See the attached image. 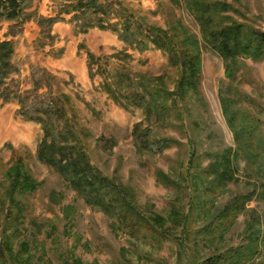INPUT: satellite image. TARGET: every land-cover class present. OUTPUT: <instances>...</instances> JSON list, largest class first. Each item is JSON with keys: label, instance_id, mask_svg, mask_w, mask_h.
<instances>
[{"label": "rangeland", "instance_id": "obj_1", "mask_svg": "<svg viewBox=\"0 0 264 264\" xmlns=\"http://www.w3.org/2000/svg\"><path fill=\"white\" fill-rule=\"evenodd\" d=\"M62 1L25 0V20L12 30L15 35L8 32L13 23L0 21V40L12 41L14 48V70L0 93V264H199L243 246L256 229L254 262L264 264V59L241 58L229 77L223 59L204 46L187 0H100L132 14L134 24L173 36L179 24L196 35L198 89L184 102L176 98V107L178 73L167 52L153 46L135 50L110 29L82 32L80 13L73 20L62 14L49 30L41 29L38 17L56 16ZM217 1L228 4L227 18L264 31V0ZM91 18L95 23L99 17ZM150 86L161 90V105L152 111L141 101ZM59 94L70 98L74 132L87 138L93 167L132 191L144 220L160 217V232L143 227L132 235L38 160L43 129L24 120L19 104ZM13 150L26 158L38 183L33 192L17 196L23 210L17 219L8 218L5 192ZM228 151L233 177L216 191L215 211L233 201L241 210L223 234L203 238L196 232L207 219L193 206L197 198L210 199L204 193L211 178L206 170L214 156L218 160Z\"/></svg>", "mask_w": 264, "mask_h": 264}, {"label": "trees", "instance_id": "obj_2", "mask_svg": "<svg viewBox=\"0 0 264 264\" xmlns=\"http://www.w3.org/2000/svg\"><path fill=\"white\" fill-rule=\"evenodd\" d=\"M24 3L25 0H0V21L13 23L8 30L11 35L16 34L12 30L21 27L20 24L25 20ZM187 7L200 26L204 46L223 59L229 77L234 75L237 62L241 58L264 59V31L224 16L223 13L229 8L228 4L217 0H187ZM123 11L124 13L120 14L112 4H105L100 0H63L62 9L56 16H39L37 23L41 29L46 27L49 30L54 23L63 19L62 14L71 15L70 19L73 20L77 19L80 13L85 23L82 32L92 27L110 29L117 32L119 38L135 50L143 51L153 46L167 52L169 63L178 73L175 90L172 93L174 100L178 98L180 102L186 101L190 94L197 91L201 76V44L196 35L190 34L179 24L173 27L174 36L161 28L134 24L131 21L132 14ZM114 12H118L117 15ZM91 16L99 18L94 23ZM217 19H219L218 23L215 21ZM13 53L12 41L0 40V93L6 79L14 70L11 62ZM93 57L92 53H87L90 61ZM90 63L89 71L92 69ZM159 90L160 87L157 86H150L149 90H146L145 96L141 97L144 109L152 111L161 105L157 102ZM164 91L167 92L166 89ZM2 97L9 100V97ZM69 99L68 96L59 94L52 96L47 102L36 101L27 104L20 101L18 113L24 120L39 123L43 129V139L37 149L38 160L52 166L87 204L115 216L132 235L138 234L143 227L153 232H160L163 229V221L160 217L144 220L132 197V191L124 189L121 184L103 176L93 167L86 154L87 138H79L75 135L74 121L70 116L72 106L67 103ZM174 102L178 107L179 101ZM60 118L63 120L62 127L59 126ZM138 126L139 124L135 128ZM10 162L5 172V192L8 199L6 200L9 203L8 218L17 219L18 214L23 211L17 196L33 192L38 183L30 175L26 158L18 151H12ZM230 167V151L221 154L218 160H215L214 156L209 163L206 171L211 178L204 187V193L210 196V199L200 201V198H197L193 206L197 208L199 217L207 219L204 228L196 232L197 236L209 238L223 234L233 223V217L241 210L239 201H233L215 211L216 191L220 194L229 179L233 177ZM216 169L219 170L217 175H215ZM14 210L16 213H13ZM258 233L257 229L251 232L247 243L243 246L232 248L226 253H216L199 264H257L254 258L258 253Z\"/></svg>", "mask_w": 264, "mask_h": 264}]
</instances>
